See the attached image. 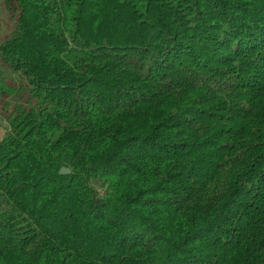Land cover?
Masks as SVG:
<instances>
[{
    "label": "trees",
    "instance_id": "16d2710c",
    "mask_svg": "<svg viewBox=\"0 0 264 264\" xmlns=\"http://www.w3.org/2000/svg\"><path fill=\"white\" fill-rule=\"evenodd\" d=\"M0 26V264H264V0H0Z\"/></svg>",
    "mask_w": 264,
    "mask_h": 264
},
{
    "label": "rangeland",
    "instance_id": "374dc122",
    "mask_svg": "<svg viewBox=\"0 0 264 264\" xmlns=\"http://www.w3.org/2000/svg\"><path fill=\"white\" fill-rule=\"evenodd\" d=\"M5 24H6V22H4ZM3 24V23H2ZM8 31V28H7V26H3V27H1L0 26V34L1 35H4L6 32ZM6 122H4L3 120H1L0 119V127L3 129V130H5V126H6Z\"/></svg>",
    "mask_w": 264,
    "mask_h": 264
},
{
    "label": "water",
    "instance_id": "95a60500",
    "mask_svg": "<svg viewBox=\"0 0 264 264\" xmlns=\"http://www.w3.org/2000/svg\"><path fill=\"white\" fill-rule=\"evenodd\" d=\"M71 172V170L69 168L66 167H62L60 170L61 174H69Z\"/></svg>",
    "mask_w": 264,
    "mask_h": 264
},
{
    "label": "crops",
    "instance_id": "0c3cea01",
    "mask_svg": "<svg viewBox=\"0 0 264 264\" xmlns=\"http://www.w3.org/2000/svg\"><path fill=\"white\" fill-rule=\"evenodd\" d=\"M5 134V130H3L1 127H0V138H2Z\"/></svg>",
    "mask_w": 264,
    "mask_h": 264
}]
</instances>
